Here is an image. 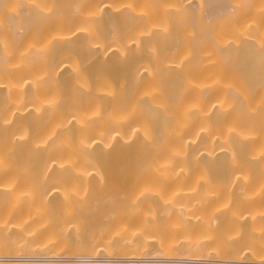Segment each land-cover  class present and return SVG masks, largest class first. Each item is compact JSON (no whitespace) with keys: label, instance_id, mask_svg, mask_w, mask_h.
<instances>
[{"label":"bare ground","instance_id":"bare-ground-1","mask_svg":"<svg viewBox=\"0 0 264 264\" xmlns=\"http://www.w3.org/2000/svg\"><path fill=\"white\" fill-rule=\"evenodd\" d=\"M263 186L264 0H0V264H264Z\"/></svg>","mask_w":264,"mask_h":264},{"label":"rangeland","instance_id":"rangeland-1","mask_svg":"<svg viewBox=\"0 0 264 264\" xmlns=\"http://www.w3.org/2000/svg\"><path fill=\"white\" fill-rule=\"evenodd\" d=\"M163 186L164 185H162V187H161V184H160L159 189L163 190L164 189ZM219 186L220 185H218V186L217 185L216 186L211 185L208 187L207 186H195V188L197 189V193H194V194L198 195L199 197H202V196L204 197L203 198L204 201L201 198V201L193 202V206L196 208L197 211L199 209H200V211L203 209L202 211L205 210V211H208L209 213H211V209H212V211H213V209L214 210L217 209L216 211H218V213L223 212L225 214V213H229L233 210H238V209H236V206H237V208L239 207L240 210L248 209L247 204L245 205L243 203V205H242L241 203H239L238 200H240V197H242V195L253 193L255 188H256L255 186H254L255 188H253V186H250V185H246V186L245 185H228V186L222 185L221 187H219ZM153 187H156V185ZM157 187H158V185H157ZM165 187L166 188L168 187L170 190L174 189L171 186H165ZM263 188H264V186H263ZM163 192H165L166 195L170 194L168 189H165ZM190 194L193 196H196L192 193H190ZM163 195H164V193H163ZM238 196H240V197L238 198ZM238 204L241 205V207ZM219 210H221V211L219 212ZM197 211H196V213H197ZM196 215H198V213L195 214V218H197Z\"/></svg>","mask_w":264,"mask_h":264}]
</instances>
